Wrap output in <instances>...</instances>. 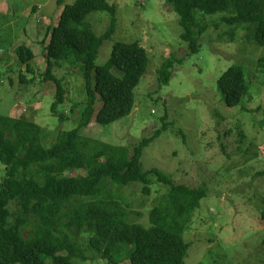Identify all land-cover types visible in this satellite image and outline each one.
Segmentation results:
<instances>
[{"label":"rangeland","instance_id":"374dc122","mask_svg":"<svg viewBox=\"0 0 264 264\" xmlns=\"http://www.w3.org/2000/svg\"><path fill=\"white\" fill-rule=\"evenodd\" d=\"M74 1L0 0V14L5 15L0 19V114L40 126L45 147L52 145L59 131L75 128L78 111L73 107L85 98L77 66L55 67L53 75L60 81L64 101L54 116L55 84L44 80L46 33L57 25L64 6ZM107 1L116 7V26L99 48L95 65L107 62L116 42L138 43L149 63L134 91L130 115L105 127L93 120L82 136L126 146L130 154L151 138L141 156L145 169L156 168L177 184L206 187L207 194L183 235L190 244L184 264H264L260 216L264 210V175L260 174L264 172V66L260 64L264 47L246 41L247 37L240 39L244 29L234 34L235 28L221 21L230 14L219 13L205 16L208 27L201 36V49L190 54L180 38L179 17L164 0ZM85 21L100 36L108 30L111 16L93 12ZM233 34L236 40L230 38ZM19 45L35 56L32 73L18 65L15 48ZM170 58L176 59L172 75L168 84L159 87L157 71ZM232 66L243 70L249 90L239 105L227 107L217 81ZM19 71L25 72L27 84H20ZM101 106L99 101L95 109ZM61 115L66 119L61 121ZM4 176L0 162V183ZM139 190L141 186L135 185L122 192L132 202V210L146 217L140 203L152 206L165 188L154 183L148 196ZM77 242L89 260L74 264H108L89 247L86 233L81 232ZM117 258L119 264H129L126 252Z\"/></svg>","mask_w":264,"mask_h":264},{"label":"trees","instance_id":"16d2710c","mask_svg":"<svg viewBox=\"0 0 264 264\" xmlns=\"http://www.w3.org/2000/svg\"><path fill=\"white\" fill-rule=\"evenodd\" d=\"M164 2L179 17L180 38L190 54L201 49V36L208 27L205 16L219 13L230 14L221 21L235 28L234 34L244 29L240 39L247 37L246 41L264 47V0ZM93 12L111 16L108 30L100 36L85 21ZM115 15L116 7L107 0H75L64 6L57 25L46 33L44 80L55 84L54 116L64 101L60 81L53 75L55 67L77 66L83 79L85 98L73 107L78 111L74 129L59 131L52 145L45 147L40 126L0 114V162L5 166L0 183V264L87 262L85 249L77 242L81 232L88 235V245L99 259L108 264H119L117 257L123 252L129 264H184L190 244L183 235L207 194L206 187L177 184L156 168L145 169L141 156L151 138L130 154L126 146L81 134L93 120L105 127L129 116L134 91L148 68L147 54L136 42L114 43L107 62L95 65L99 48L115 31ZM0 19L5 15L0 14ZM234 34L232 40H236ZM15 54L18 65L32 73V50L19 45ZM175 60H166L158 69L159 87L168 84ZM260 64L264 66V55ZM113 70L122 76H114ZM17 79L23 85L29 82L23 71ZM217 87L227 107L239 105L249 90L243 70L235 66L219 77ZM99 101L102 106L97 110ZM154 183L165 191L150 207L140 203L145 217L132 210L122 189L139 185L140 194L148 196ZM260 216L264 227V210Z\"/></svg>","mask_w":264,"mask_h":264}]
</instances>
